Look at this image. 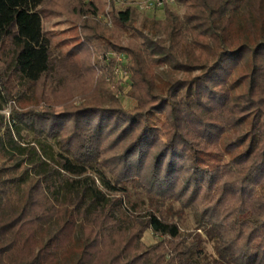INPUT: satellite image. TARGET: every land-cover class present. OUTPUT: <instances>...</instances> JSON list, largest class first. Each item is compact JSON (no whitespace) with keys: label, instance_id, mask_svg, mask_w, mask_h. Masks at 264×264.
<instances>
[{"label":"trees","instance_id":"1","mask_svg":"<svg viewBox=\"0 0 264 264\" xmlns=\"http://www.w3.org/2000/svg\"><path fill=\"white\" fill-rule=\"evenodd\" d=\"M178 1L182 17L142 19L143 48L130 0L110 26L100 0H58L73 33L55 45L42 25L54 0H0V109L16 105L0 112V264H207L205 238L211 264H264V0ZM122 51L129 109L100 90ZM72 82L79 103L63 97ZM92 163L112 181L90 182ZM128 185L150 207L122 219ZM167 201L193 212L194 231L162 213Z\"/></svg>","mask_w":264,"mask_h":264},{"label":"rangeland","instance_id":"2","mask_svg":"<svg viewBox=\"0 0 264 264\" xmlns=\"http://www.w3.org/2000/svg\"><path fill=\"white\" fill-rule=\"evenodd\" d=\"M64 0H62L63 3ZM110 0H100L101 3V10L102 13L99 15V18L107 22L108 25L110 26L111 23L110 20L107 17V12H109L110 8L114 9H122V7H125L127 5L129 0H116V2L110 3ZM131 5L134 6L135 9V17H136V29H135V38L137 42L144 48L143 46V38L140 35V30L139 27L141 26V21L144 18H154L158 20H163L166 14V10H173L178 14V16L182 17L185 7L181 2L178 0H168V2H165L164 6L160 7H150L149 9L145 6L146 0H130ZM58 0H54L53 3H47L43 6V28L44 31L46 32L47 35L51 36L52 43L55 45L57 41L62 39L63 37H68L69 34H72L69 29H67L69 23V19L71 15L68 13L67 8L65 6H61L60 4L57 3ZM49 6V7H48ZM48 7L47 9H45ZM129 36L127 34L121 36V43L126 44ZM9 49H6L7 54L9 53ZM54 52L56 53L59 51V47L54 46ZM109 54L112 56H115L116 60H119V57L122 58L123 64L128 66L129 57L128 55L122 51L121 53H116L112 54L109 52L107 54V57H109ZM96 61V57H94V62ZM96 65V64H95ZM98 67V65H96ZM158 69H161L159 67ZM105 82H107V85L105 87L101 88L100 90L102 91L103 94H109L111 89L114 90L112 91L114 96L119 100L122 106L125 108L129 109L132 108L135 105V102L129 98L127 91H129L131 87V81L129 78L125 77L123 73L116 72L114 75V72L110 74V76L105 77ZM73 82L70 84H64V87L62 88V91L66 92L67 95L63 96L65 99H70V101H74L75 103H79L78 99H76L75 91H76V86H73ZM72 85V86H71ZM107 86V89H106ZM79 90V86L77 88V92ZM105 95V96H106ZM30 106L33 105V107L36 110H43V108H49L51 106H46L44 102H39L34 99V95L30 96ZM16 106L13 101L2 103V108L0 109V112L4 114L5 117H8L10 114V111L12 107ZM28 105V107H30ZM64 105L61 104H56L54 105V110L56 112H62L64 109ZM164 114L166 118H169L170 115V107L166 104L164 108ZM19 130V136L16 135V138L19 142H21L23 145H31L34 144V139L32 134L23 126H20ZM47 143L50 144V147L54 153L59 151V145L57 141L48 139ZM87 174L90 180V182L94 181L95 185H101V179H109L112 181V176L108 170H104L102 167H100L96 163H92L91 166H89ZM92 178V181H91ZM24 188V185L22 184L18 190V194L21 195L22 190ZM148 207H150V202L148 201L146 195L144 192L138 188L135 187L134 185H128V191L127 194L124 198V207L121 211L117 212V216L121 217L122 219H126V212L128 211H136V212H142L145 211ZM162 213L165 216H168L169 218H173L178 222V225L183 231V233L189 232V231H194L196 227V222L194 220V215L193 212L190 209H181L180 206L178 205L177 202L173 201H167L163 207H162ZM201 235H203V232L201 230ZM159 236L155 235L149 228L144 229L143 232L141 233L140 240L143 242L145 245H151L158 241ZM213 242L210 241L209 239H204L202 241V247L204 249L205 254L203 255L204 257L202 258V261L204 263L206 262L207 264H211L215 258L213 254V248H212Z\"/></svg>","mask_w":264,"mask_h":264},{"label":"built area","instance_id":"3","mask_svg":"<svg viewBox=\"0 0 264 264\" xmlns=\"http://www.w3.org/2000/svg\"><path fill=\"white\" fill-rule=\"evenodd\" d=\"M165 2H168V0H146L145 6L149 9L150 7H160L164 6ZM123 60L121 57H119V60L117 62V65L114 67V75L116 72L123 73L125 77H129V74L124 70L123 68Z\"/></svg>","mask_w":264,"mask_h":264}]
</instances>
